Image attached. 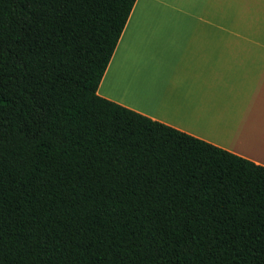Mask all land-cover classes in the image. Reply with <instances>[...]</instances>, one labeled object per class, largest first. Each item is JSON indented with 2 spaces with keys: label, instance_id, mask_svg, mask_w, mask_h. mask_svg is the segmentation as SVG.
<instances>
[{
  "label": "trees",
  "instance_id": "16d2710c",
  "mask_svg": "<svg viewBox=\"0 0 264 264\" xmlns=\"http://www.w3.org/2000/svg\"><path fill=\"white\" fill-rule=\"evenodd\" d=\"M135 0H0V264H264V166L97 93Z\"/></svg>",
  "mask_w": 264,
  "mask_h": 264
},
{
  "label": "crops",
  "instance_id": "0c3cea01",
  "mask_svg": "<svg viewBox=\"0 0 264 264\" xmlns=\"http://www.w3.org/2000/svg\"><path fill=\"white\" fill-rule=\"evenodd\" d=\"M97 93L264 166V0H135Z\"/></svg>",
  "mask_w": 264,
  "mask_h": 264
}]
</instances>
